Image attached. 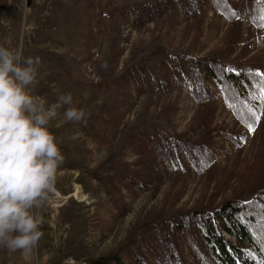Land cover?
<instances>
[{
	"label": "rangeland",
	"instance_id": "374dc122",
	"mask_svg": "<svg viewBox=\"0 0 264 264\" xmlns=\"http://www.w3.org/2000/svg\"><path fill=\"white\" fill-rule=\"evenodd\" d=\"M149 1L0 0V45L41 59L30 86L33 95L50 106L60 94L71 93L73 106L88 114L86 123L72 122L63 117L67 106L58 108L49 130L65 159L54 193L39 210L43 237L28 255L0 247V264H89L117 251L140 226L138 242L146 252L141 238L154 233L147 231L151 221L204 204L247 200L263 188L264 127L252 131L236 122L215 89L217 102L199 105L185 89H148L139 95L134 86L111 83L143 63L155 70L147 58L159 48L170 55L217 54L241 67L261 66L257 30L249 16L232 23L209 4L199 14L170 11L137 30L113 12L116 6ZM229 1L232 7L247 6V0ZM100 83H106V91L97 88ZM163 132L209 143L216 162L200 175L187 160L181 171L148 157L156 161L158 177L142 193L117 186L115 207L98 178L116 182L118 172L145 171L128 141ZM78 190L80 197H75ZM178 244L186 264H200L182 238Z\"/></svg>",
	"mask_w": 264,
	"mask_h": 264
},
{
	"label": "trees",
	"instance_id": "16d2710c",
	"mask_svg": "<svg viewBox=\"0 0 264 264\" xmlns=\"http://www.w3.org/2000/svg\"><path fill=\"white\" fill-rule=\"evenodd\" d=\"M209 4L216 14L223 15L232 23L241 20L244 14L249 16L257 30L264 62V0H247L245 9L232 7L229 0H152L137 5L116 6L113 12L139 30L170 11L199 14ZM160 56L166 58L156 61ZM147 60L155 65V70L143 63L133 66L122 78L111 83L116 85L122 81L128 87L134 86L139 95L148 89L163 92L171 88L185 89L199 105L216 103L218 94L235 115L236 122L255 130L261 125L264 127V93L261 91L264 64L241 67L235 61L230 63L222 55L204 58L170 55L163 48L153 52ZM105 84H97V88L106 91ZM128 146L141 160L145 171L118 172L116 182L98 178L115 207L119 195L117 186L130 194L142 193L158 177V165L156 161H147L148 157H159L166 169L181 171L187 160V164L200 175L216 162L209 143L173 138L165 132L134 136L128 141ZM262 186L247 200L234 198L218 206L204 204L198 209L151 221L147 231L154 233L150 236L144 234L141 238L146 252L142 251L138 242L142 227H135L117 251L93 259L89 264H153L152 261L154 264H186L179 250V238L194 251L200 264H264V184Z\"/></svg>",
	"mask_w": 264,
	"mask_h": 264
},
{
	"label": "clouds",
	"instance_id": "9594fccd",
	"mask_svg": "<svg viewBox=\"0 0 264 264\" xmlns=\"http://www.w3.org/2000/svg\"><path fill=\"white\" fill-rule=\"evenodd\" d=\"M39 56L0 45V247L28 255L43 237L39 210L54 193L64 156L49 124L60 106L67 121L87 122L71 93L46 102L30 88L38 76Z\"/></svg>",
	"mask_w": 264,
	"mask_h": 264
},
{
	"label": "snow or ice",
	"instance_id": "6c2138e0",
	"mask_svg": "<svg viewBox=\"0 0 264 264\" xmlns=\"http://www.w3.org/2000/svg\"><path fill=\"white\" fill-rule=\"evenodd\" d=\"M261 75H264V74H261ZM261 91H262V93H264V85H262V87H261ZM256 119L259 120V117H256ZM251 130L254 131L255 129L253 128V129H251Z\"/></svg>",
	"mask_w": 264,
	"mask_h": 264
},
{
	"label": "bare ground",
	"instance_id": "6f19581e",
	"mask_svg": "<svg viewBox=\"0 0 264 264\" xmlns=\"http://www.w3.org/2000/svg\"><path fill=\"white\" fill-rule=\"evenodd\" d=\"M79 194H80V190H78V191H77V193H76V196H75V197H80V195H79Z\"/></svg>",
	"mask_w": 264,
	"mask_h": 264
}]
</instances>
